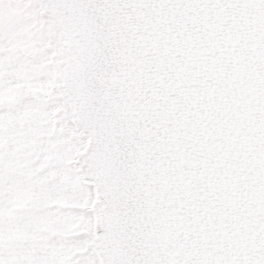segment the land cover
Returning a JSON list of instances; mask_svg holds the SVG:
<instances>
[{
  "label": "snow or ice",
  "instance_id": "snow-or-ice-1",
  "mask_svg": "<svg viewBox=\"0 0 264 264\" xmlns=\"http://www.w3.org/2000/svg\"><path fill=\"white\" fill-rule=\"evenodd\" d=\"M0 264H264V0H0Z\"/></svg>",
  "mask_w": 264,
  "mask_h": 264
}]
</instances>
